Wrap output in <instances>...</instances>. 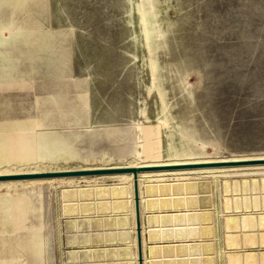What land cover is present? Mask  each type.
I'll return each instance as SVG.
<instances>
[{
    "label": "rangeland",
    "instance_id": "rangeland-1",
    "mask_svg": "<svg viewBox=\"0 0 264 264\" xmlns=\"http://www.w3.org/2000/svg\"><path fill=\"white\" fill-rule=\"evenodd\" d=\"M255 156L264 0H0L1 173ZM251 172L217 176L226 200L245 183L264 195V171ZM206 176L212 222L216 176ZM119 181L81 194L61 181L0 187V264H67L71 221L100 218L96 206L113 198L94 188ZM83 204L92 215L78 214Z\"/></svg>",
    "mask_w": 264,
    "mask_h": 264
},
{
    "label": "water",
    "instance_id": "water-1",
    "mask_svg": "<svg viewBox=\"0 0 264 264\" xmlns=\"http://www.w3.org/2000/svg\"><path fill=\"white\" fill-rule=\"evenodd\" d=\"M255 162H263L264 158L255 160L240 159L235 161L224 162H192V163H177V164H145V165H129V166H114V167H98V168H69L66 170H51V171H35V172H19V173H4L0 174V180L4 179H19V178H35V177H67V176H82V175H98V174H114V173H132V198H133V213H134V229L133 243L135 245V254H131V246L129 245L132 237L131 217L129 215V187L126 183L102 184L96 189V194L110 195L113 201L105 202L104 209L96 206V214L102 215L100 218H88L71 221L74 228L73 234L65 235V247L70 249L65 251V263L67 264H131L129 261L132 257L136 264H173L171 257L176 256L179 260L178 264H214L212 256V242H186L179 243H163L144 245L143 241V211L159 209H169L170 203L173 200V209L177 212L162 211L159 213L147 212L145 222L152 221L168 223L173 220L178 223V228L171 230L170 228L147 229V242L157 241L159 236L161 239H176L184 240L189 236L197 234V229L193 230L189 227H184V221L196 219L203 214L197 211L185 212L182 209L185 207H193L196 205L197 197L193 194L204 190L207 183L206 180L201 181H186L183 179L174 181L161 182H146L139 185L137 182L138 172L146 170L161 171V170H177L184 168H199L208 166H221L224 164H250ZM67 190L70 194H80L85 191L92 190L91 185H83L69 187ZM169 195L173 197H169ZM185 195V196H183ZM160 197V198H158ZM208 199V198H207ZM102 203V202H101ZM104 202L102 204H105ZM106 206V207H105ZM109 206H111L109 208ZM197 206V205H196ZM85 204L81 205L79 215H92L94 211L85 208ZM109 208V209H108ZM88 209V210H86ZM94 210V209H93ZM77 213V209H73ZM204 216L208 217L211 222L209 212H205ZM150 225V224H149ZM87 231H94L88 233ZM80 232V233H79ZM82 232V233H81ZM213 227L210 225V235L212 236ZM118 244V246H114ZM146 246V247H145ZM145 249L147 253H145ZM210 254L205 259L204 253ZM202 255V257H200ZM190 256V258H187ZM120 258L123 261H117ZM162 258V260L160 259ZM148 260V261H147Z\"/></svg>",
    "mask_w": 264,
    "mask_h": 264
},
{
    "label": "crops",
    "instance_id": "crops-1",
    "mask_svg": "<svg viewBox=\"0 0 264 264\" xmlns=\"http://www.w3.org/2000/svg\"><path fill=\"white\" fill-rule=\"evenodd\" d=\"M232 176V175H231ZM208 176L197 175V173H193L192 176L177 178L183 179L186 181H201L205 180ZM215 184L213 188L214 195V204H213V221L210 222L209 218L204 216L205 212L208 209L207 202V192L206 188L203 190L202 187L200 192L193 194L197 197L196 205L193 207H185L182 209L185 212H201L203 215L198 216L196 219H191L184 221L186 224L184 227H189L190 229H197V234L194 232L192 236L187 237L184 240L176 239L175 237H171L170 239H159L153 242H147V229H159L170 228L172 231L178 228V223L171 220L169 225L168 223H161V221H152L151 223L145 222V215L147 212H156L161 213L162 211L169 212H177L178 210H174L173 206L169 209H153V210H144L143 211V241L144 245L147 246L148 243L160 244L163 243H179L180 241L186 242H211L213 240L216 242V251L215 258H217L216 264H264V195L256 194L249 190L248 184L245 183V188L243 191L239 192L237 190L232 189V196H227V200L225 199L224 194V184L222 177L219 179L217 177L214 178ZM174 181L176 179H164L161 181ZM202 180V181H203ZM161 181H152V182H161ZM218 181L220 183H218ZM149 182V181H148ZM248 183V182H247ZM233 183H231L232 185ZM185 196V195H183ZM169 197H173L169 195ZM233 197V198H230ZM160 198V197H158ZM232 201V202H231ZM130 210V205H129ZM130 213V212H128ZM130 215V214H129ZM131 217V229H132V237L129 245L131 246V254H135V245L133 243V236L135 235L134 222ZM253 218V219H252ZM248 219V220H247ZM150 224V225H149ZM133 225V226H132ZM210 225L213 227V235H210ZM134 234V235H133ZM118 246V244L114 245ZM145 246V247H146ZM145 253L147 250L145 249ZM210 254L204 253L203 257H209ZM134 257V256H133ZM132 257L129 261L131 264H136L135 259ZM202 257V255H200ZM190 258V256H187ZM162 260V258H160ZM117 261L122 262L123 260L120 258L116 259ZM173 264H178L179 260H177L176 256L171 257ZM148 261V260H147ZM169 264L168 262H166Z\"/></svg>",
    "mask_w": 264,
    "mask_h": 264
},
{
    "label": "bare ground",
    "instance_id": "bare-ground-1",
    "mask_svg": "<svg viewBox=\"0 0 264 264\" xmlns=\"http://www.w3.org/2000/svg\"><path fill=\"white\" fill-rule=\"evenodd\" d=\"M184 88V87H183ZM185 91V90H184ZM210 157V156H209ZM214 157V156H213ZM205 158V157H204ZM203 157H197V158H182L180 159H176V160H161L157 161V162H151L153 164H177V163H192V162H208V161H215V162H224V161H235V160H240V159H249V160H255L257 158H264V157H260V156H255V158H240V159H235V158H225L224 160H217L216 159H210V158H206L204 159ZM220 158V157H219ZM136 160V159H135ZM130 161L127 165H121V166H129V165H145V164H150L149 161ZM143 163V164H141ZM145 163V164H144ZM115 166V165H114ZM113 166V167H114ZM119 166V165H117ZM103 167V166H102ZM111 167V166H110ZM81 168V167H80ZM82 168H88V167H82ZM264 163L263 162H255V163H250V164H224V165H217V166H208V167H197V168H184V169H177V170H161V171H153V170H146L145 172H138L137 174V182H139V185H143L144 183L150 181L149 178L147 177H155V180L157 178L156 181H161V179H163V177H169V176H174L177 180V178H184L183 176L186 174H190V173H197V174H206V175H211V177L214 178V176H219V175H224L225 173H227V171H253L256 169H261L264 171ZM69 169V168H67ZM4 172H0V174H4V173H19V172H24L22 170H13V169H7V170H3ZM35 171H38L37 169ZM35 171H31V172H35ZM49 171V170H48ZM251 172V173H253ZM254 172V173H255ZM218 175H217V174ZM250 173V172H249ZM99 175H104V176H99ZM108 175V176H105ZM93 176H98V177H93ZM77 177V178H76ZM114 178L116 177L117 179H119L121 183H126L129 187V205H130V210H129V214L132 216L133 222H134V213H133V198H132V173H114V174H98V175H82V176H67V177H56V176H51V177H35V178H19V179H4V180H0V187L2 186H8L10 187L11 185H15L17 183H22V185H28V184H34L35 182L41 183V182H56V181H61V183L64 184H69V185H73V186H78L81 185L80 183L85 182L86 184H91L95 185L98 182L99 178ZM18 181V182H17ZM93 183H90L92 182ZM97 182V183H96ZM23 199L20 197L15 198L14 199V207H13V213L15 212L16 216L17 214H20L21 212L24 211V206L26 203H24L22 201ZM173 200L170 203V206L173 205ZM24 204V206H23ZM26 208V206H25ZM19 212V213H18ZM23 215V214H22ZM15 216V217H16ZM21 216V215H19ZM18 217V216H17ZM16 217V218H17ZM20 218V217H18ZM253 219V218H252ZM248 220V219H247ZM133 226V225H132Z\"/></svg>",
    "mask_w": 264,
    "mask_h": 264
}]
</instances>
